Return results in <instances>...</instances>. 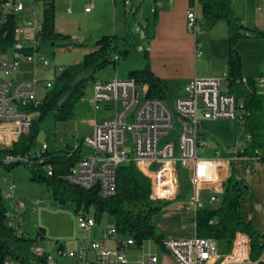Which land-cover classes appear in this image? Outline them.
Instances as JSON below:
<instances>
[{"label":"built area","instance_id":"obj_1","mask_svg":"<svg viewBox=\"0 0 264 264\" xmlns=\"http://www.w3.org/2000/svg\"><path fill=\"white\" fill-rule=\"evenodd\" d=\"M97 0H87L85 11L90 12ZM116 1V0H115ZM132 13L137 12V0H121ZM162 1L153 0L149 14L154 15ZM24 0H0V13H14L18 16L15 28L17 42L10 55L0 57V149L11 147L18 138L27 134L32 126L33 118L39 113L31 110L42 99L39 97L38 78H16L20 63L27 61L34 65L47 68L50 64L45 54L35 51L24 54L19 51L24 40H36L42 23L34 17H26L22 12ZM71 12V8H68ZM199 17L194 8L187 11V25L195 30ZM143 24H136L142 28ZM138 49L149 52L148 43L139 44ZM201 48L195 49V56H203ZM117 58L119 56L117 55ZM64 67L58 68V73ZM247 82L246 78H243ZM258 89L264 87V76L253 79ZM51 80L46 81L50 87ZM141 83L134 78L111 80L98 79L93 82L92 105L97 111L109 110L112 114L97 122L92 132L83 137V142L91 152L84 154L73 165L67 178L75 184L89 188L99 186L104 196L114 195L117 191V170L129 162L151 178V199L167 201L177 196L181 182L180 168H188L194 189V205L202 209L212 205L224 193V185L231 175V157L220 153L213 156L202 155L199 148H207L208 141L201 128L202 120L232 118L243 121L246 110L243 101L229 88L228 72L218 77L194 78L184 85V95L173 98L150 96V103L141 102L144 92ZM169 99L171 101L169 102ZM251 140L250 134L245 138ZM48 148L44 143L40 150ZM249 162L263 161L264 152L258 149L254 156H244ZM23 154L0 156V161H24ZM223 168L222 175L218 174ZM252 167L248 165L247 171ZM209 186L215 192L205 205L199 199L200 191ZM14 183L6 189L5 198L15 207L9 213L10 225L19 233L24 229L23 212L27 202L14 195ZM37 201L30 206L35 210ZM80 228L90 230L96 225V217L79 211L77 213ZM212 222V221H211ZM117 229L112 227L103 231L101 239L90 240L77 250L58 253L75 257L78 261L87 259L90 250L97 252L99 264H128L124 249L135 245L132 238L118 240ZM115 239L116 248L110 249L103 245L104 239ZM56 246V241H47L44 245L36 242L33 252L47 254L48 261L56 264V258L48 250V246ZM166 249L179 264H264V251L258 259L251 257V242L247 233L237 231L227 252H218L214 239L195 236L191 239L166 238ZM5 264H17L6 260ZM140 264H158L157 257L145 259Z\"/></svg>","mask_w":264,"mask_h":264},{"label":"trees","instance_id":"obj_2","mask_svg":"<svg viewBox=\"0 0 264 264\" xmlns=\"http://www.w3.org/2000/svg\"><path fill=\"white\" fill-rule=\"evenodd\" d=\"M193 0H190L192 3ZM202 6V20L207 28H212L218 21L228 23V75L229 88L243 101L246 113L243 124L247 127L251 140L243 149L236 151L237 156H254L263 145L264 124L261 110L264 105V94L259 92L252 77H245L242 70L241 54L238 43L241 38L257 37L264 40V30L245 25L234 12L231 0H198ZM18 16L14 13H0V50L3 52L15 47L17 36L15 28ZM157 16H154V23ZM37 39L54 42L66 48L79 47L84 43L70 34L55 29L53 0H45L44 16ZM120 38L116 34L99 36L94 48L84 53L81 61L65 66L51 79L52 84L39 103L31 107L38 115L33 118L32 126L27 134L21 135L11 147L0 149V156L7 154L27 156L24 161H0V166L10 170L18 164L29 169L30 179L43 184L51 192L54 200L60 205L73 203L74 212L83 211L100 220L104 213L115 219L118 240L132 238L136 247L142 248L148 240L164 248L163 233L154 224V216L158 214L165 202L151 199V178L143 173L134 162L121 165L117 170V191L114 195L104 196L99 186L89 188L72 183L68 178L71 168L82 156L83 139L76 146L65 143L53 149L38 151L35 138L40 122L50 112H54L56 120H68L73 117L76 102L83 96L84 88L89 81L96 80L97 71L109 65H116L117 55H127L128 49H119ZM126 43V39H122ZM38 46L22 45L19 51L31 54L39 51ZM120 52V53H119ZM147 55V54H146ZM155 75V74H154ZM128 78L147 86V96L170 98L169 86L158 75L151 76L146 69L131 70ZM247 79V82L243 81ZM244 180L231 173L224 185V193L210 206L198 209L194 221L196 235L214 240L222 239L231 244L237 231L248 234L251 242V257L258 259L264 250L261 235L246 218L243 211ZM8 200L3 196L0 187V264L13 260L17 264H51L47 254H37L32 248L36 242L46 238V229L38 226L36 236L26 231L19 233L9 222ZM212 221V222H211ZM64 249V245H60Z\"/></svg>","mask_w":264,"mask_h":264},{"label":"rangeland","instance_id":"obj_3","mask_svg":"<svg viewBox=\"0 0 264 264\" xmlns=\"http://www.w3.org/2000/svg\"><path fill=\"white\" fill-rule=\"evenodd\" d=\"M53 3L54 15L60 16L61 20L65 19L60 26H64V30L68 32H74V38L80 40L84 44L79 47L66 48L63 45H52V42L39 41L42 52L38 51V54L41 55L44 53L50 62L47 68H43L39 65L36 69L38 77L41 78L38 84L40 98H42L49 89V87H46V81L54 78V74L58 73V68L79 63L84 53L94 48L95 41L101 34L115 32L113 27L115 4L113 0H97L91 12H86L84 9L86 0H56L55 2L53 0ZM24 5L25 8L20 13L28 16V18L34 17L37 22L41 24L44 16L45 0H38L34 9L32 7L33 0H24ZM69 6L72 8V12L68 11ZM121 11L122 8L119 6L118 12L121 13ZM31 13L32 15H27ZM134 22L133 20L132 25H134ZM155 25L156 24H154L152 29L157 30V28H154ZM189 31L190 37H192L194 33L195 35L197 34V29L195 31L189 29ZM132 34V30L127 29L125 35L127 42H122L119 46V49H128V54L124 55L119 52L120 54L116 65H109L105 69L97 71L95 74L96 80H111L114 78L126 79L131 70L146 69L148 66L155 75H158L157 72H159L170 81V88L172 90L170 94L172 97L180 94L177 90L183 85L184 77L187 73H191L195 69L196 64L194 57L191 54L188 55V50L183 52L185 53L183 56H170L168 52H166V44L173 43H168L165 40L162 41L159 36L156 40H153L152 37L134 38ZM242 39L243 38H241L238 43V51L240 54L244 52L246 58H250L253 54L260 56L258 48L252 46L248 42H241ZM144 43H149L151 46L149 52L138 49V45ZM184 46L189 48L188 40L187 43L185 42ZM10 53L11 49L4 52L5 55H10ZM0 54H3L2 50H0ZM199 67L206 71L209 69L208 66L203 63L200 64ZM30 68L31 64L29 62L22 61L20 63V71L16 75V78L29 77L28 74L24 73V70ZM262 75L264 76V73ZM260 76V74H257L254 78ZM140 86H143L145 92L147 86L142 83ZM259 90L263 93L264 87H260ZM93 96L92 80L87 83L84 88L83 96L76 102L72 118L60 121L56 120L53 111L48 113L39 124V131L35 138V148L40 149L44 143L49 146V149L60 147V144L66 142L72 145L79 143L84 135L90 131L91 121L98 116V111L91 103ZM170 101L171 99H169V102ZM107 113H110V111L108 110ZM261 114L264 124V105ZM201 128L207 133L205 138L208 141V146L205 150L201 147L199 148V153L202 155L213 156L217 148H219V152L225 151L229 154H235V151L249 144L245 139L249 131L240 120H234L232 118L202 120ZM87 147L88 146L83 142V153L88 152ZM259 149L261 152H264V131L263 145L259 147ZM179 168L181 173L182 196L185 197L190 191L192 183L191 174L188 168ZM222 172L223 168L219 167L218 174L222 175ZM11 182L15 185V195L27 202L24 221L27 226L26 230L34 237L37 234L38 226L45 227L46 238L41 241L43 245L47 241H56L58 246L61 244L65 246V252L77 250L89 243L90 240H97L100 234V228H104L111 223L109 220L112 216L108 213H104V216L102 215L100 220L97 221L96 219L94 230L80 228L77 214L74 212L73 203L68 202L65 205H60L56 202L51 192H49L43 184L33 182L30 179L29 169L22 164H18L10 170L2 165L0 166V187L4 197L6 189ZM34 201L38 203L35 210H32L30 206ZM181 201L182 197H180L177 203H181ZM8 208L9 212L14 208V205L9 201ZM216 242L220 249V245H222L223 242L222 239H218ZM105 245L110 246V244ZM107 246L106 248H108ZM55 248L56 246H48V250L56 258V264H87L88 260L84 259L83 261H78L75 257L58 253ZM115 248L116 246L110 249ZM147 251L159 252L161 251V247L159 245L157 246L155 242L148 240L144 243L142 248L133 246L124 249L126 258L130 263L132 260V264L142 262L144 260L143 254ZM88 254L90 258L93 257L96 263L98 262V259H96V251L90 250ZM145 258H151V255L148 256L146 253ZM97 264H99V262Z\"/></svg>","mask_w":264,"mask_h":264},{"label":"crops","instance_id":"obj_4","mask_svg":"<svg viewBox=\"0 0 264 264\" xmlns=\"http://www.w3.org/2000/svg\"><path fill=\"white\" fill-rule=\"evenodd\" d=\"M37 1L38 0H33V6H32L33 9L35 8ZM55 1L56 0H54V2ZM113 1L115 4L114 7L115 9L113 14L114 15L113 27L115 32H109L104 34L118 35L120 38L119 40L120 44L123 42L122 39H126L125 35L127 33V29L132 30L133 33L132 35H134V38L152 37L153 40H156V38H158L159 36V38H161L162 41L165 40L168 43H173V44H166V48H167L166 52H168L170 56H174V57H176L177 55L183 56L185 55V53L183 52H185V50H188L189 53L188 55L191 54L194 57V61L196 64L195 69L193 72L186 74V76L183 79V85L179 90H177L180 92V94L176 95L175 97L184 95V84L191 79L218 77L221 76L223 73L227 72L228 53H229L228 23L226 20L223 19L218 21L212 28H207L202 20V6L198 0H193L192 3L190 2V0H173L171 2L162 1L161 4L157 7V11L155 13L157 16V21L155 23H154L155 14L150 15L148 12L149 7L152 5L153 0H137L138 7L136 13H132L129 7L123 4L121 0H116V1L113 0ZM231 1L234 12L237 14L239 19L245 25L258 27L264 30V0H231ZM119 6L120 8H122L121 13L118 12ZM69 7L71 8V6ZM190 8H194L199 17V24L196 28L197 34L195 35L194 33L193 35L194 37L193 36L190 37L189 34L190 28L187 25V11ZM27 15H32V13ZM64 20H61L60 16L58 17V15L55 16V29L59 32H63V33L66 32V34H70L72 37H75L74 32H68L67 30H64L63 28L64 26H60L63 24L62 22H64ZM133 20L135 21L134 25H132ZM137 23L141 25L143 24L142 28L137 29L136 28ZM154 24H156L154 28L155 29L157 28V30L152 29ZM187 40L189 41V48L184 46L185 42L187 43ZM242 40L241 42L243 43L248 42L252 46L258 48L260 53V56L253 54L251 55L250 58L248 57L246 58L244 52H241L243 75L245 77H252L253 79L257 74L263 76L262 74L264 73V40L257 37L243 38ZM39 41L41 40L40 39L24 40L23 45L38 46L40 47L39 51L42 52L41 44ZM197 47L203 50L204 52L203 56L201 57L195 56V49ZM2 53L3 54H0V57L5 55L3 51ZM202 63L208 66L209 69L207 71L199 67V65ZM30 64L32 69L30 68L24 70V73L28 74L29 77H19V78L41 79L40 77H38L36 73L37 72L36 69L38 68L39 65H34L32 63ZM19 71H20V67L17 74L19 73ZM157 73L159 77H161L164 81L167 82L170 93L172 91L170 88V81L159 72ZM259 92L261 91L259 90ZM171 98L173 97L171 96ZM107 111L108 110L98 111V116L91 121L92 123H90L91 125L90 131L87 134H85L84 137L92 132L93 127L97 122L101 121L103 118L110 116L112 114L111 112L107 113ZM203 135L207 136V133L203 131ZM87 149H88L87 153H90L91 149L89 146L87 147ZM217 152L222 154L224 157L232 156L229 165L231 169V173L232 172L235 173V175L239 179L244 180L249 185V190H244L245 192L243 194V199H244L242 205L243 211L246 215V218L252 222V225L257 230V232L263 235L260 240L264 244V162L263 161L249 162L244 156L229 154L226 153L225 151H224L225 153L222 151L219 152V148L216 149L215 154ZM87 153L82 152V155ZM248 165L252 167V170L250 172L247 171ZM14 195H15V189H14ZM213 195H215V192L212 190V188L206 186L200 191L199 199L203 201L205 205H208L210 198ZM15 197L17 196L15 195ZM180 197H182V201L181 203H177ZM194 198L195 195L192 184L190 186L189 193H187L186 196L183 197L182 185L180 182L178 185L177 196L173 199L164 201L165 205L163 206L162 210L154 216L153 221L156 229L159 232L163 233L165 238L191 239L197 236L194 217L198 209L194 205L193 202ZM13 209L15 210V207ZM23 215L25 221L26 209L24 210ZM109 222L111 223L106 225L104 228H100L99 231L100 234L97 239L102 238L104 230L115 227L114 217H110ZM26 228L27 226L26 223L24 222V229L28 234H30L26 230ZM94 228L95 226L91 230H94ZM116 238L118 239V235H116ZM150 241L154 242L153 240ZM216 241L217 240H215V243H217ZM222 241L223 242L222 245H220V249L219 246H217L218 243L216 244L218 252L220 253L227 252L230 248V244L228 241L226 240H222ZM105 244H110V246H107ZM103 245L105 247L107 246L108 248H114L116 246L115 239L112 237H108L104 239ZM59 248L60 245L59 246L56 245L55 249L57 251ZM64 250H65V246H64ZM146 253L148 254V256L151 255V257H157L158 264H179L177 261L174 260L172 255L163 247H161V251L159 252L147 251ZM146 253L143 254L144 260L146 259L145 258ZM86 260H88L87 264L98 263V262L96 263L93 257L90 258L89 254ZM128 264H132V260L131 263L130 261H128Z\"/></svg>","mask_w":264,"mask_h":264},{"label":"water","instance_id":"obj_5","mask_svg":"<svg viewBox=\"0 0 264 264\" xmlns=\"http://www.w3.org/2000/svg\"><path fill=\"white\" fill-rule=\"evenodd\" d=\"M52 45H55V43L52 42ZM147 70L150 72V74H151L152 77L155 76L154 73L151 71V69H150L148 66H147ZM77 185H78V184H77ZM243 188H244L245 190H249V185H248L247 183H244V184H243Z\"/></svg>","mask_w":264,"mask_h":264},{"label":"bare ground","instance_id":"obj_6","mask_svg":"<svg viewBox=\"0 0 264 264\" xmlns=\"http://www.w3.org/2000/svg\"><path fill=\"white\" fill-rule=\"evenodd\" d=\"M141 102H143V103H150V96L141 95Z\"/></svg>","mask_w":264,"mask_h":264}]
</instances>
